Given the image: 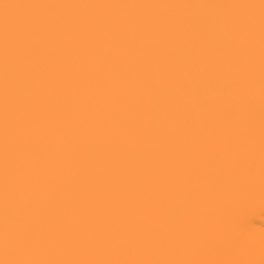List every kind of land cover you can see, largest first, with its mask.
Masks as SVG:
<instances>
[{"label":"snow or ice","instance_id":"1","mask_svg":"<svg viewBox=\"0 0 264 264\" xmlns=\"http://www.w3.org/2000/svg\"><path fill=\"white\" fill-rule=\"evenodd\" d=\"M264 0H0V264H264Z\"/></svg>","mask_w":264,"mask_h":264},{"label":"bare ground","instance_id":"2","mask_svg":"<svg viewBox=\"0 0 264 264\" xmlns=\"http://www.w3.org/2000/svg\"><path fill=\"white\" fill-rule=\"evenodd\" d=\"M251 224L255 225L258 228L259 226H264V220H261L258 216L253 217L251 219Z\"/></svg>","mask_w":264,"mask_h":264}]
</instances>
